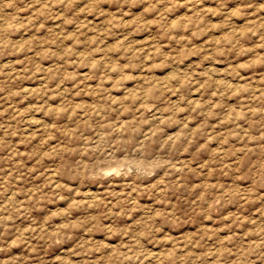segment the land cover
Returning <instances> with one entry per match:
<instances>
[{
    "label": "rangeland",
    "instance_id": "obj_1",
    "mask_svg": "<svg viewBox=\"0 0 264 264\" xmlns=\"http://www.w3.org/2000/svg\"><path fill=\"white\" fill-rule=\"evenodd\" d=\"M0 264H264V0H0Z\"/></svg>",
    "mask_w": 264,
    "mask_h": 264
}]
</instances>
